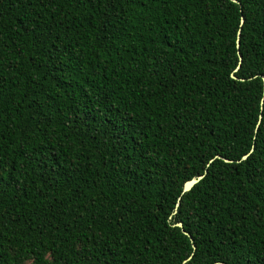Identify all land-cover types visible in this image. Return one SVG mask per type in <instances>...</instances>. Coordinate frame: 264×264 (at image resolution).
Segmentation results:
<instances>
[{"label": "trees", "instance_id": "1", "mask_svg": "<svg viewBox=\"0 0 264 264\" xmlns=\"http://www.w3.org/2000/svg\"><path fill=\"white\" fill-rule=\"evenodd\" d=\"M260 76L264 0H0V264H264Z\"/></svg>", "mask_w": 264, "mask_h": 264}, {"label": "water", "instance_id": "2", "mask_svg": "<svg viewBox=\"0 0 264 264\" xmlns=\"http://www.w3.org/2000/svg\"><path fill=\"white\" fill-rule=\"evenodd\" d=\"M231 1H233V2H236V0H231ZM242 17H240L239 18V25L242 23ZM239 28L236 30V33H235V39H234V44H235V47H236V49H237V47H238V44H239ZM236 57H237V63H236V65H235V67L233 68V71L234 70H236V68L238 67V65H239V63H240V55H239V53H238V51H236ZM229 76L231 77V78H236L234 75H233V73L231 72L230 74H229ZM261 77V81H262V94L264 93V76H260ZM262 102V98H260V103ZM260 118V116L258 115V119ZM258 119H257V121H258ZM246 155H247V153H245V154H242L241 155V159H244L245 157H246ZM224 161H229V160H227V159H223ZM210 161V160H209ZM202 175L203 174H198V175H196V176H194V177H191V178H189V179H187V180H184L183 181V183H182V186H181V193H183V192H186V191H188L201 177H202ZM174 212V211H173ZM172 225H174V226H177V227H179L180 228V231L184 234V235H186L187 237H188V239H189V241H190V244H191V248L192 249H194V245H193V243H192V238H191V236L182 228V223L180 222V221H176V222H173L172 223ZM190 256V255H189ZM189 256L186 258V259H188L189 258ZM186 259H184L183 260V262L186 260ZM183 262H182V264H183ZM213 264H215V263H213ZM218 264H224V263H222V262H218Z\"/></svg>", "mask_w": 264, "mask_h": 264}]
</instances>
